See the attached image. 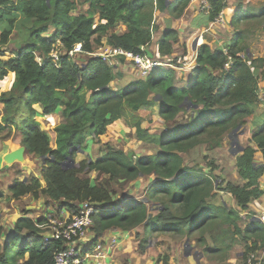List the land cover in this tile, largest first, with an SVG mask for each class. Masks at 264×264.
Returning <instances> with one entry per match:
<instances>
[{
	"label": "trees",
	"instance_id": "obj_1",
	"mask_svg": "<svg viewBox=\"0 0 264 264\" xmlns=\"http://www.w3.org/2000/svg\"><path fill=\"white\" fill-rule=\"evenodd\" d=\"M243 1L239 0L232 18L235 34L231 40L223 48L201 45L191 78L184 86L179 85L183 79L175 77L180 66L171 57L178 32L171 30L158 44L160 56L169 58L168 62L158 61L164 65L152 69L146 78L115 89L111 84L121 74L102 58L94 57L80 65L76 59L65 57L56 67L48 55L61 42L66 50L81 44L86 54L110 46L146 57L145 50L159 30L156 14L168 12L180 19L191 0H0V27L5 26L0 34V135L8 132L5 138L12 139L20 133L21 147L41 163L39 176L12 183L8 189L12 199H45L61 204L73 215L83 203L94 205L92 245L107 231L142 228L148 238L170 233L190 239L197 234L205 251L226 255L236 246L235 237L240 236L246 264L248 256L259 249L257 241L264 246L263 226L253 222L242 231L237 225L241 221L237 211L213 203L219 179L190 168L183 158L206 137L213 138L212 146H219L223 136L244 127L256 114L264 71L257 73L262 61L249 56L243 27L252 21L263 22L264 7L256 13L245 9ZM80 2L87 4L89 11L74 14ZM210 6L208 21L213 23L227 4L210 0ZM18 15L29 20L28 24L21 23ZM20 23L25 32L24 46L5 50ZM117 27L124 33L118 34ZM10 75L15 77L11 88ZM36 106L45 117L62 112L64 123L51 128L55 148L51 134L40 128ZM156 106L158 114L154 115ZM148 115L151 120L145 127ZM181 117L186 119L178 121ZM119 120L134 129L137 141L156 145L160 151L131 159L106 144L95 160L87 158L78 167L63 168L71 150L76 159L89 139L100 144L101 137L110 134ZM155 121L169 126L158 134ZM250 143L235 159L245 184L240 187L228 182L224 190L242 211L264 196V120L253 131ZM257 153L262 155L261 163L255 161ZM92 173L102 176L105 185L92 179ZM141 177L153 178L145 187V201L127 198L123 184ZM112 184L119 187L115 190ZM4 198L0 192V201ZM28 215L18 218L7 233L0 226V264H53L55 253L63 249L62 242L45 240L48 219ZM207 234L216 236L215 247L207 245ZM147 239L142 241L143 249L148 246ZM163 261L169 264V257Z\"/></svg>",
	"mask_w": 264,
	"mask_h": 264
},
{
	"label": "crops",
	"instance_id": "obj_2",
	"mask_svg": "<svg viewBox=\"0 0 264 264\" xmlns=\"http://www.w3.org/2000/svg\"><path fill=\"white\" fill-rule=\"evenodd\" d=\"M170 2L173 0H169ZM79 4H84L83 2H80ZM227 8L223 11V20L221 23H210L208 21V14L202 13L199 10V0H191V3L189 7L186 10L185 15L180 19H175L171 17L168 12L164 13H157L156 14V20L157 24L159 26L158 32L155 34L153 44L151 47L147 48L145 50L146 57L149 60L152 61H164L168 62V59H162V57L159 54L158 50V44L160 39L162 38L163 34L167 31H176L178 32V39L175 43L173 49L174 53L171 59H176L178 65L180 68L176 69L177 73L176 75H180L179 79L183 82L180 83V86H184L191 78V73L193 68L196 65V58H197V52L193 49L195 41L198 40V48L203 45L204 43H208L209 46L213 49V46L218 45L219 47L223 48L226 44H222L220 40L218 39V36L220 34L219 29L224 28V25L227 27L229 25H232V18L235 15V12L238 9V4L230 6L229 0H226ZM86 9L89 10V6L87 4ZM79 8V5H78ZM79 14V12H76V14ZM77 14V15H78ZM21 15H18V18L21 19V23L28 24L29 20L24 21L23 18H21ZM98 19L96 20L99 22V15L97 16ZM21 23L19 24V28L21 29ZM5 26L0 27V34L2 33ZM116 32L118 34H123L124 31L122 28L117 27ZM209 36L212 37L214 40L212 42L209 41ZM208 38V40H207ZM103 42L105 41V38L103 39ZM228 43V42H227ZM105 47V46H103ZM102 48V47H100ZM97 48L93 51V53L80 55L81 58L84 60H80V65L86 64L89 59L94 57H99V49ZM180 50V51H179ZM191 51H193V55H191ZM185 53L183 56H178L180 53ZM188 55H187V54ZM181 55V54H180ZM85 56V57H84ZM79 57V56H78ZM78 61V60H77ZM114 68L116 71L120 72L121 77H118L112 84L111 87H114L115 89H123L126 88L131 82L137 81L141 79L140 71L133 65V63L127 59L124 61L122 58L115 59L114 60ZM13 76H9V80H14V78H11ZM259 103L257 105L256 114L252 117V129L253 131L259 126L262 121L264 120V86L260 84L259 88ZM38 111L37 120L40 123V128L43 131L49 132L52 136V146L55 148V135L51 131V128L54 125L62 124L64 123V119L62 116V112H57L49 117L43 116L42 109L40 106L36 107ZM186 119V117H181L178 121H182ZM256 119H259L260 124L256 123ZM262 120V121H260ZM132 129L127 125V123L124 120H119L117 123L114 124L113 129L110 134L107 136L101 137V143L97 144L94 143L93 139H89V142H87L86 145V151H83V154H86V157L91 158V160H95L98 158L99 150L101 148H104L106 144H109L112 148L120 149L124 151L123 147H120V142H123V140L126 139L125 135L130 134ZM18 139V137H16ZM11 141L10 143L15 144V146L7 148L4 145L7 144V142L0 139V192H5L9 189V187L12 185V183L16 180H24L26 178H19V175L17 172H11L9 169L10 167L7 166L3 158L6 154L18 149L21 147V140L18 139L17 143ZM127 140V139H126ZM249 145V144H248ZM247 145V146H248ZM4 150V151H3ZM6 150V151H5ZM92 150V152H91ZM127 153L126 151H124ZM27 151L25 153L26 156ZM257 155L259 159H257ZM31 157H34L33 155H30ZM256 163H261L262 155L260 153H257L255 156ZM236 168V162L234 163ZM235 174L238 177V182H230L235 186L242 187L245 182L241 179V177L238 174L237 168L235 169ZM10 173V174H9ZM39 176V175H38ZM30 177V176H29ZM27 176V178H29ZM153 180V178L148 179L147 183H150ZM261 185L264 188V177L261 179ZM147 186V185H146ZM226 194H228L226 192ZM7 196H9L11 199V194L6 193ZM218 195V194H217ZM230 198L232 199L233 205L231 208H229L225 202L221 201L216 202L215 200L218 198V196L215 197L213 200V203L216 206H225L227 209L235 210L240 214L241 221H239V228L242 231H245L247 226H249L251 223L256 222L263 226L264 228V196L261 197L258 200L252 201L248 205L247 211H242L241 208L238 206L236 201L233 199V197L228 194ZM25 199H30V201L35 202L31 197H25ZM42 200V205H47V201L45 199H39ZM36 200V201H39ZM31 205V204H30ZM61 206V204L58 203H50L48 207H51V209L58 206ZM32 207V206H31ZM15 208V207H13ZM17 208V206H16ZM15 208V209H16ZM30 207H27L29 210ZM50 211V210H48ZM57 212H47L46 214L42 216H37L39 218H46L48 220L54 219L52 216L55 217V215H58L59 217L54 219L56 221H67L69 220L73 214L69 212L65 207L56 209ZM0 213H2L0 208ZM23 217L22 214L15 213V216L11 218V221H6L7 224H3L5 228V232L12 230L14 227V223L18 218ZM29 217V215H28ZM35 217V218H37ZM261 219V222L255 221V219ZM240 222L243 223L242 226L240 225ZM233 230V228H232ZM146 235L143 231V229L133 230V231H121V230H110L103 234V236L99 239V242L92 245V240L94 239V234L91 233L89 236V241L83 246L82 248V263L81 264H158V258L159 256L163 255L165 251L168 252V249L162 248V247H153L152 244H149L146 247V250L142 251V242L145 239ZM237 238V237H236ZM255 241V240H254ZM100 245L101 249H97V247ZM258 248L262 247L260 241H257ZM206 248V247H204ZM235 248V247H234ZM233 248V249H234ZM264 250V246H263ZM166 253V252H165ZM232 255L231 261L234 264H244L243 260V252H230ZM178 258L177 264H194L193 261L188 258L184 261H181L178 255H176ZM240 261V262H237ZM162 264V263H161Z\"/></svg>",
	"mask_w": 264,
	"mask_h": 264
},
{
	"label": "rangeland",
	"instance_id": "obj_3",
	"mask_svg": "<svg viewBox=\"0 0 264 264\" xmlns=\"http://www.w3.org/2000/svg\"><path fill=\"white\" fill-rule=\"evenodd\" d=\"M169 1V0H168ZM239 4V0H229V5H237ZM243 7L245 9H249L251 11H254L256 13L260 12L262 8L264 7V0H244L242 2ZM86 5L79 4V8L77 9V12L79 14H84L88 12L89 10L86 9ZM76 14V13H74ZM78 14V13H77ZM98 15L95 16V20L98 19ZM97 22V21H96ZM247 30V42L246 45L248 46L247 52L250 57L257 58L262 61V69L257 72L259 75L262 71H264V21H252L249 23V25H246L243 27ZM15 32V31H14ZM219 36L218 39L222 44H226L231 40L233 35L235 34V29L232 25H229L228 27L224 25V28L219 29ZM24 38H25V32L22 31V28H18L16 33L14 35H11L10 42L8 46L5 47V50H15L19 47L24 46ZM208 40V38H207ZM214 39L209 36V41L212 42ZM219 46H213V48H218ZM180 51V50H179ZM181 54V55H180ZM178 56H183L185 53H180ZM183 54V55H182ZM187 54V53H186ZM188 55V54H187ZM191 55H193V51H191ZM41 56H39L40 58ZM82 57V56H81ZM80 56L76 58L75 62L77 64L80 63V60H84ZM85 57V56H84ZM78 60V61H77ZM14 78L13 81L11 79L10 87H12L13 82L15 81L14 75H11ZM180 76V75H179ZM178 75H176V79H179ZM261 84L264 86V80L261 81ZM37 107V106H36ZM157 113L155 112L154 115ZM151 120V116H146L144 118L143 126H147L148 123ZM252 117L247 119L246 125L244 127H241L240 129H234L230 131L228 134L222 137V141L219 146H212L211 142L213 138L206 137L203 139L201 145L197 146L195 149H192L191 151L183 154V158L185 160V164L188 165L190 168H194L196 170H199L201 172H204L206 174H211L212 176H215L219 179V181L216 182V188H217V196L218 198L215 200L216 202H225V204L231 208L233 205L232 199L228 194H226L225 190V183L230 182H238V177L236 176L235 172V155H240V152H236L237 145L240 147L245 148L252 138ZM262 121V120H260ZM256 123L260 124L259 119H256ZM154 126H156V133H161L164 129H166L169 124L162 123L161 121H155ZM132 132L126 136V139L123 140V142H120L119 146L124 148V151L127 152L128 156L133 159L135 157H141V156H148V155H154L157 154L160 150L159 147L153 144L145 143V142H139L136 140L135 131L134 129L131 130ZM8 134L6 132L5 134L0 135V139L7 142L4 146L7 148L15 146L13 143H10L11 141L15 142L16 137H18L19 140H21V134L16 133L14 138L10 139V137L5 136ZM16 139V143L18 141ZM89 142V141H88ZM249 145H252L250 143ZM2 149V148H0ZM4 151V150H3ZM6 151V150H5ZM86 151V148L85 150ZM235 151V152H234ZM92 152V150H91ZM27 158L25 157V163H14L12 165H7L10 167L11 172H17L19 175V178H27V176H38L40 174L41 170V163L39 160L35 159V157H31L29 153L26 154ZM86 158V154H84ZM257 159H259L257 155ZM83 160V159H81ZM93 161V160H91ZM78 167V165H77ZM10 174V173H9ZM92 179H98V183L100 185H105V180L102 176H100L98 173H92L90 175ZM148 179L150 178H139L135 182L132 183H125L123 184V193L127 198L137 200V201H145L146 193H145V187L149 183H147ZM149 182V181H148ZM112 187L115 188V190L119 187L115 184H112ZM5 194V198L0 201V208L2 213H0V226L3 224H7L6 221L10 222L11 218L15 216V213L22 214L25 216L26 214H29V217L35 218L37 216H42L46 214L47 212H52L55 214L56 209L61 208L56 206L51 209V207L47 206L50 204L47 202V205H42V200L32 202L30 199L22 198L20 200H13L9 196L6 195L8 193V190L5 192H1ZM29 197V196H28ZM31 204V205H30ZM17 206V208H16ZM32 206V207H31ZM15 207V208H13ZM27 207H30L29 210ZM50 210V211H48ZM54 219L58 218V215L52 216ZM39 218V217H37ZM243 223L240 222V225L242 226ZM239 226V222L237 223ZM3 227V226H2ZM142 229V228H140ZM148 237L146 236L145 239ZM207 245L210 248L215 247L216 245V236L207 234L205 236ZM231 235H229V243H231ZM236 238V237H235ZM148 240V245L152 244L153 247H162L165 249H168V252L165 251L163 255L159 256L158 258V264H166L163 261V258L165 256L169 257V264H177L178 257L181 261H184L188 258L191 261L194 262V264H234L231 259L232 253L235 252H245L244 244L241 242V237L237 236L236 246L234 249H232L228 254L226 255H216L211 254L207 251H205V248L202 244L198 243V235L196 234L192 238L187 237H178L175 235H172L170 233H158L152 235ZM142 242V241H141ZM188 244V245H187ZM191 247H193L191 251V256L186 257L185 253L187 250ZM147 247V246H146ZM146 247L143 249L141 247V250H146ZM263 246L260 247L257 250V255L262 254ZM195 253H201L203 257H201L198 261V263L194 260L193 256ZM189 260V259H188ZM240 262V261H237Z\"/></svg>",
	"mask_w": 264,
	"mask_h": 264
},
{
	"label": "built area",
	"instance_id": "obj_4",
	"mask_svg": "<svg viewBox=\"0 0 264 264\" xmlns=\"http://www.w3.org/2000/svg\"><path fill=\"white\" fill-rule=\"evenodd\" d=\"M226 2V0H224ZM211 9L210 0H199V10L202 13L208 14ZM223 20V12L214 23H221ZM99 57L110 66H113L114 60L125 58L133 63L140 71L141 77L146 78L150 71L164 64L158 61L149 60L147 57L134 55L133 53L125 52L122 49L105 46L99 49ZM226 52L227 50L224 49ZM86 54L81 44L75 45L72 49L66 50L61 42H57L54 49L48 55V59L53 62L56 67H60L65 57L76 59L80 55ZM231 59V58H230ZM39 63L43 62V58L37 57ZM228 64L226 68H228ZM114 67V66H113ZM95 207L90 203L80 205L79 212L73 215L67 221H56L50 219L49 226L46 227V241L54 240L63 243V249L54 255L53 264H81L82 263V248L89 241L91 228L93 227V215ZM261 222V219L258 218ZM97 249H101L100 245ZM264 260V251L257 255L256 252L248 256L246 264H262Z\"/></svg>",
	"mask_w": 264,
	"mask_h": 264
},
{
	"label": "water",
	"instance_id": "obj_5",
	"mask_svg": "<svg viewBox=\"0 0 264 264\" xmlns=\"http://www.w3.org/2000/svg\"><path fill=\"white\" fill-rule=\"evenodd\" d=\"M49 1H50V0H47L48 3H49ZM197 44H198V40L195 41V43H194V47H193V49H194L196 52H198V49H199L198 46H197ZM159 99H160V98H157V99H156L158 103H159ZM150 110H151V109H150ZM152 110H153L154 113H155V112L157 113V112H158V107L156 106V107H154ZM157 114H158V113H157ZM240 128H241V127H240ZM240 128H237V129H240ZM73 152H74V150H71V151H70V155H69V157H68V161L62 164V166H63L64 169H67V168H75V167L77 166V164L81 161V159H87V158H88V159L90 160L89 157H86V158H85V156H84L82 150H80V152L78 153V157H77L76 159H73V158H72ZM234 152H235V151H234ZM236 152H240V154H243V152H244V148H243V147H240L239 145H237ZM25 153H26V148H25V147H20V148H18V149H16V150H14V151H12V152L6 154V155L4 156V158H3V161H4V163H5L6 165H12V164H14V163H16V162H17V163H25ZM235 156H236V158H237V157L240 156V155H235ZM43 159H45V158H43ZM90 161H91V160H90ZM255 221L260 222L259 219H255ZM187 245H188V244H187ZM192 249H193V247L190 246V248H189V249L187 250V252L185 253V256H186V257L191 256V251H192ZM201 257H203V255H202L201 253H195L194 256H193L194 260H195L197 263H198V261H199V259H200Z\"/></svg>",
	"mask_w": 264,
	"mask_h": 264
}]
</instances>
